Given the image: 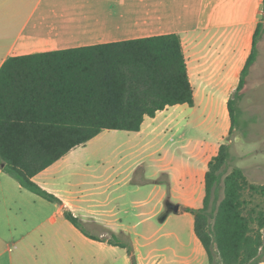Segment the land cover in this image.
Returning <instances> with one entry per match:
<instances>
[{
  "label": "crops",
  "instance_id": "1",
  "mask_svg": "<svg viewBox=\"0 0 264 264\" xmlns=\"http://www.w3.org/2000/svg\"><path fill=\"white\" fill-rule=\"evenodd\" d=\"M224 3L238 11L232 25L222 23L220 11L210 12ZM261 5L262 0H0V69L11 57L178 34L195 97L194 107L178 105L146 117L139 132L117 138L126 131H104L36 175L33 181L59 202L23 189L0 168V264H29L32 250L50 243L87 246L78 262L68 255L62 264H132L127 248L109 243L132 247L137 264H209L195 217L185 209L203 207L208 165L230 131L227 104L251 53ZM248 8L252 13L245 18ZM219 99L225 130L214 140L198 137L192 113L200 102ZM169 112L173 118L165 119ZM112 139L121 141L113 157L83 160L77 154ZM122 150L130 161L118 160ZM168 203L178 204L179 213L161 222ZM67 211L84 233L67 220Z\"/></svg>",
  "mask_w": 264,
  "mask_h": 264
},
{
  "label": "trees",
  "instance_id": "2",
  "mask_svg": "<svg viewBox=\"0 0 264 264\" xmlns=\"http://www.w3.org/2000/svg\"><path fill=\"white\" fill-rule=\"evenodd\" d=\"M261 27L227 104L229 135ZM178 105L195 106L178 34L11 57L0 69V168L23 189L59 202L33 181L36 175L104 131L139 132L146 117ZM229 148L222 143L209 162L203 207L185 211L195 217L209 264H264V184L250 182L240 167L225 173ZM65 217L84 233L77 217ZM109 244L127 248L137 264L132 247Z\"/></svg>",
  "mask_w": 264,
  "mask_h": 264
},
{
  "label": "rangeland",
  "instance_id": "3",
  "mask_svg": "<svg viewBox=\"0 0 264 264\" xmlns=\"http://www.w3.org/2000/svg\"><path fill=\"white\" fill-rule=\"evenodd\" d=\"M260 10L261 14L258 20L262 27L257 43V58L249 69L244 88L236 98L235 130L233 134H228L222 141L230 147V158L225 173L230 172L234 167H240L244 170L249 181L255 184H264V0H262ZM211 11L214 13L220 11V15L222 13L220 20L225 26L237 22V9H232L225 3L219 10L218 7H214L213 10L210 9ZM244 13L246 18L251 15L252 9L248 8ZM235 93L236 91L233 92V97ZM220 115H224L223 99L217 100L214 104L200 102L196 112L191 115L192 123L197 126L195 131L197 136L209 138V141L219 136L226 126ZM172 116L173 112H169L165 115V119H172ZM229 125H231L230 121ZM117 133V138L125 137L128 134V132ZM120 142L117 139L115 141L112 139V142L109 140L98 145H88L78 149L77 154L83 160L113 157L118 151ZM104 143L106 144L104 145ZM118 160L130 161L124 150L121 151ZM165 179V176L160 177V180ZM223 197V187L221 186L217 192V203ZM85 253L88 254V248L80 243H50L36 251L32 250V253L29 254V264H62L63 259H68V255L78 262L79 256L85 255ZM102 256L104 259L105 255ZM36 258L38 259L37 263L35 262ZM108 261L111 262V260Z\"/></svg>",
  "mask_w": 264,
  "mask_h": 264
},
{
  "label": "water",
  "instance_id": "4",
  "mask_svg": "<svg viewBox=\"0 0 264 264\" xmlns=\"http://www.w3.org/2000/svg\"><path fill=\"white\" fill-rule=\"evenodd\" d=\"M179 210H180V206L178 204L168 203L167 204V211H166L165 215L162 217L161 222H164L165 219L167 218V216L171 213L178 214Z\"/></svg>",
  "mask_w": 264,
  "mask_h": 264
}]
</instances>
